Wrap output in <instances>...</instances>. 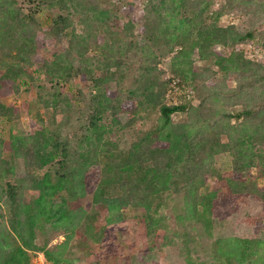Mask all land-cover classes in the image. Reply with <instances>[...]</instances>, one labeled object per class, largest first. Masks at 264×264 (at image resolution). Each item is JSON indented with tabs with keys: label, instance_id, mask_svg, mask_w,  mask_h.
Returning <instances> with one entry per match:
<instances>
[{
	"label": "trees",
	"instance_id": "1",
	"mask_svg": "<svg viewBox=\"0 0 264 264\" xmlns=\"http://www.w3.org/2000/svg\"><path fill=\"white\" fill-rule=\"evenodd\" d=\"M133 6L0 0V89L36 82L34 102L0 103V264H29L26 249L53 264L80 261L35 243L45 223L65 231L63 249L83 225L98 247L83 262L123 254L115 234L125 231L127 247L149 236L172 246L177 236L186 264H264V0H143L142 43L127 15L115 26ZM227 14L238 22L220 25ZM168 56L173 78L158 66ZM146 113H156L154 126L120 150L112 127ZM220 156L230 157L223 170ZM90 180L91 203L106 212L100 223L75 206ZM127 207L142 213L127 218Z\"/></svg>",
	"mask_w": 264,
	"mask_h": 264
},
{
	"label": "rangeland",
	"instance_id": "2",
	"mask_svg": "<svg viewBox=\"0 0 264 264\" xmlns=\"http://www.w3.org/2000/svg\"><path fill=\"white\" fill-rule=\"evenodd\" d=\"M126 0H111V2L117 4L118 6H121L124 4ZM134 6L130 11H127L125 9L121 10V17L116 20L115 26L116 29L122 28V15H127L132 22L134 23V34L137 38V41L142 43L144 42V37L141 34V25L143 22V0H132ZM49 16L48 13H42L41 19L42 21L46 22V19ZM238 18L234 14H227L223 17H221L219 24L220 25H227L230 23H237ZM78 31L80 30V26L77 25ZM247 48V49H246ZM245 54L251 58H255L257 56V52L250 51L248 47H245ZM49 53H46V57L48 59L51 58V55H48ZM258 57V56H257ZM191 59L193 60V65L195 69H201L202 62L200 59H198L197 55L194 54L191 56ZM169 62V56L164 59L162 63H160L158 66L159 68H164L167 70ZM173 74L170 73L169 70L165 73V78H172ZM36 82H31L28 79L24 77H20L16 80V86L17 91H14L13 88H5L4 91L2 88L0 89V103H4L6 105H12L17 107L19 110L26 104L34 102L35 101V86ZM228 84L230 86L233 85V82L228 81ZM8 85V84H7ZM6 85V86H7ZM80 85L79 80L76 81V87ZM181 97V96H180ZM179 97V98H180ZM188 98V96H186ZM178 98V101H179ZM170 98H168L167 101H169ZM197 102L194 101L193 104H196ZM143 118L141 120L136 121L131 127L129 128H119V127H112L111 133L109 134L110 137L116 141L119 144L120 150H125L131 141H133L137 135L141 134L142 132L149 130L154 126V121L156 119V113L151 114H145L142 115ZM127 119L126 113L120 114V120L121 122H124ZM183 119V115L181 114H173L172 115V121L178 122ZM30 119L27 117V115L23 112H21L20 115V122L24 129L28 130L30 128L29 124ZM0 130L3 133V137H7V124L1 120L0 121ZM216 165L220 167L222 170L227 168L230 163V157L228 156H220L216 160ZM17 170L20 173H22V164L17 163L16 164ZM251 173L254 175L256 173V169L253 168ZM88 183V182H87ZM94 190V183L90 180L88 183V186H86V194L84 197H81L77 200L75 206H82L83 208H86V213L88 215H93L96 218V223H100V221L105 217L106 212L103 208L97 207L95 204L91 203V197H92V191ZM55 204L56 202H59L58 198H54ZM183 202L182 197H178L173 201V207H175V211H179L181 209ZM142 213L141 209L135 208V207H127L125 211V215L127 218H132L133 216L138 217ZM174 213L172 215V218L170 220L169 229L170 233L174 232L176 229V225H174ZM65 235V231L63 230H54L48 223L44 224V227L42 230L37 231L36 233V239L35 243L45 248L49 251H60L63 250L62 256L65 258H71V259H79L80 261L84 259L88 253L96 252L98 250V247L96 244L92 243L85 233L83 229V225H78L76 230L74 231V235L70 240L68 241L66 247L63 249L62 246L59 244L63 241ZM173 235V234H172ZM118 241L122 242V246L125 249L124 253L119 255L118 257H108L104 260H101L100 262H83L78 261L76 264H186V252L182 249L181 244L178 240V237L173 235V242L174 244L172 246L169 245H160L159 243L152 244L151 243V237H147L146 241L140 242L138 245L129 246L127 247V243H124L123 240H128L127 234L125 231H118L115 234ZM27 256L29 258V264H53L51 261H48L43 252L41 251H35V250H29L26 249ZM205 253H208V251H205ZM193 255V254H192ZM192 259L194 261H197L199 257H196L195 255L192 256ZM64 258V259H65Z\"/></svg>",
	"mask_w": 264,
	"mask_h": 264
},
{
	"label": "built area",
	"instance_id": "3",
	"mask_svg": "<svg viewBox=\"0 0 264 264\" xmlns=\"http://www.w3.org/2000/svg\"><path fill=\"white\" fill-rule=\"evenodd\" d=\"M173 78V77H172ZM178 81V78H174L171 82L172 90H170V93L175 94L179 89V87L176 85V82ZM168 95V93H167Z\"/></svg>",
	"mask_w": 264,
	"mask_h": 264
}]
</instances>
